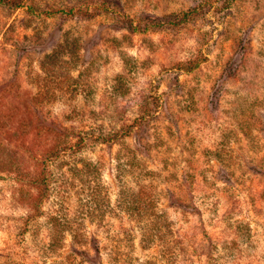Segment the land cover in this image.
Listing matches in <instances>:
<instances>
[{"label": "rangeland", "instance_id": "rangeland-1", "mask_svg": "<svg viewBox=\"0 0 264 264\" xmlns=\"http://www.w3.org/2000/svg\"><path fill=\"white\" fill-rule=\"evenodd\" d=\"M0 264H264V0H0Z\"/></svg>", "mask_w": 264, "mask_h": 264}]
</instances>
